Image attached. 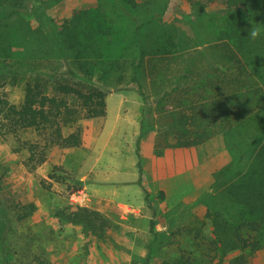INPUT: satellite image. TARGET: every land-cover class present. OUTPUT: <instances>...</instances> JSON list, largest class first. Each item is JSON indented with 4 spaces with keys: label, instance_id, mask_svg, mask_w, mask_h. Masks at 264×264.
Returning a JSON list of instances; mask_svg holds the SVG:
<instances>
[{
    "label": "rangeland",
    "instance_id": "374dc122",
    "mask_svg": "<svg viewBox=\"0 0 264 264\" xmlns=\"http://www.w3.org/2000/svg\"><path fill=\"white\" fill-rule=\"evenodd\" d=\"M134 1L137 7L131 0H32L30 17H23V20L28 26L37 28L39 13L44 12V16L60 29L75 10H89L92 13L90 30L97 27L95 29L113 43L106 56L111 61L139 60L135 25L124 11L135 14L139 23H143L139 39L147 49H153L158 35L172 37L177 44L168 47L170 55L155 56L147 51L146 69L137 80H132L130 74L120 78L121 71L109 72L108 77H102L103 69L96 71L93 77L85 78L69 59L44 61L35 60L34 56V61L19 69V60L25 58L24 48L19 44L13 48L17 55L8 59L15 65L17 73L0 76V95L10 103L20 105L26 83L39 78L47 79L51 95L57 94L59 82L85 90H104L107 94L106 117L82 118L73 128H65L64 134L81 127L82 141L86 136L85 143L88 144L87 141L95 142L102 128L98 141L102 146L116 119H123L117 124V129L122 131L118 134L121 135L120 143L114 144L119 138L114 134L99 166L102 169L106 163L111 167L119 166L131 177L134 170L139 172L141 161L142 172L145 170L146 173L143 181L146 192L134 199L142 206L138 208L142 218L131 215L125 220L122 218L124 208L107 201L102 202V207L98 205L100 209L96 208L93 205L96 200L84 190V183L76 178L75 171L68 172L58 165L66 149L45 148L43 137L34 130L20 131L15 136L2 130L0 199L9 209L28 204L36 207L25 221L12 225L5 253L9 264H34V258L40 253L49 264H165L181 257L190 259V264H229L241 253L240 249L212 244L215 228L212 217L207 216L214 203L219 206L223 201L220 189L213 188L215 176L227 168L234 156L226 146L223 133L190 147H179L177 141L179 130L195 129L190 122L187 128L184 127L182 121L199 112L194 106L200 98L196 89L210 80L213 86L209 85L211 90L206 93L207 97L222 96L225 91L222 82L216 83L225 68L212 47L220 38L216 33L232 18L233 10L228 9L226 0ZM42 71H47L51 77L42 76ZM200 79L203 82H198ZM240 91L245 92L240 96V119L249 118L254 110L261 112L264 105L258 100L261 96ZM70 101L78 103L75 98ZM191 105L195 109L189 110ZM146 108L150 112L144 116ZM260 112L256 119L264 118V113L260 115ZM217 119L221 121L226 117ZM220 125L219 122V129ZM189 135L195 136L194 133ZM31 143L38 144L37 158L40 153H46L45 164L35 166V162L28 160ZM116 148L118 153L114 154ZM77 149H80V155H69L67 164L80 166L83 163L85 148ZM113 173L112 170L110 174ZM137 189L133 187L129 193L133 195ZM79 190L87 194V202L82 207L98 210L112 220L113 226L105 232L103 239L87 234L80 225L63 223L56 216L63 207L77 206L70 198ZM207 193L211 195L210 201ZM126 195L123 191L116 192L118 198ZM247 264H264V248L250 255Z\"/></svg>",
    "mask_w": 264,
    "mask_h": 264
},
{
    "label": "trees",
    "instance_id": "16d2710c",
    "mask_svg": "<svg viewBox=\"0 0 264 264\" xmlns=\"http://www.w3.org/2000/svg\"><path fill=\"white\" fill-rule=\"evenodd\" d=\"M31 1L0 0V76L16 75L15 65L8 59L17 55L13 48L19 44L25 54V58L19 60V69L34 61V56L35 60L39 58L44 61H52L53 58L69 59L85 78H91L96 71L103 69L102 77H108L109 72L121 71L120 78L124 79L130 74L132 80L144 74L147 51L155 56L170 55L168 47L177 45L172 37L158 35L153 49H147L139 39L143 23H139L135 14L124 11L135 25L139 60L111 61L106 54L113 43L105 39V34H100L95 29L97 27L90 30L92 13L89 10H75L70 19L64 20L60 29L44 16V12H40L37 18L39 25L33 28L23 20V17H30ZM131 2L137 7L134 0ZM224 2L229 10L232 8V18L216 33L220 38L212 48L225 68L223 76L217 77L216 81L222 82L225 91L221 97H207L206 93L211 90L209 85L213 86L210 80L196 89L200 98L194 106L199 112L182 121L184 127L187 128L190 122L195 129L179 130L177 141L179 147H190L204 143L219 132L223 133L226 146L234 156L227 168L215 176L213 188L220 189L223 201L219 206L214 203L213 211L209 209L207 212L215 228L212 244L240 249V255L235 256L229 264H247L250 255L264 248V118L256 119L260 111L254 110L249 118L240 119V96L245 94L240 90L252 96L260 95L258 100L264 103V0ZM251 27H258L261 31L256 40L247 37ZM41 75L51 77L47 71H42ZM201 79L198 82H203ZM49 85L45 78L27 82L20 105L12 104L0 95V131L6 130V134L15 136L20 131L34 130L43 137L45 148H79L83 143L81 127L68 135L64 134V129L73 128L82 118L106 117L107 94L101 89L85 90L70 83L59 82L57 94L51 95L48 93ZM70 98H75L78 103H71ZM194 106L191 105L189 110L195 109ZM262 106L260 115L264 113ZM149 110L145 109L144 116L149 114ZM235 116L239 119H234ZM222 117L226 119H217ZM189 133L195 136L190 137ZM37 146L35 143L28 145V160L35 162V166L47 160L45 152L36 157ZM138 166L141 174L140 163ZM207 194V200L210 201L211 195ZM8 209L0 199V264L10 262L5 253L13 223L25 221L36 211L34 204L14 209L10 207L11 214ZM56 216L63 223L82 226L87 234L99 239H103L105 232L113 226L110 218L89 207L69 205L59 209ZM153 226L154 222L151 223V230ZM34 264L49 263L44 254L40 253L34 258ZM165 264H190V259L181 257Z\"/></svg>",
    "mask_w": 264,
    "mask_h": 264
},
{
    "label": "crops",
    "instance_id": "0c3cea01",
    "mask_svg": "<svg viewBox=\"0 0 264 264\" xmlns=\"http://www.w3.org/2000/svg\"><path fill=\"white\" fill-rule=\"evenodd\" d=\"M122 120L123 119H116V124L112 128L109 137L107 138L106 142L102 144V146L98 143L102 128L99 129L98 134L96 135L95 142L93 143L92 141H87L89 142L88 144L85 143L86 136H84L83 144L80 148L85 149L84 155H82L83 163L80 166H72L71 164H67L66 162L69 155L75 156L79 154L78 150L80 149L77 148L66 149L64 153H62L61 159L58 160V165L63 166L68 172L75 171V173L78 175L76 178L84 183V190L91 197H94V200H96L93 201V205L96 206V208L100 209L102 207V202L106 201L109 204H120L124 208L123 210L121 209L123 211V219L128 220L131 215H133L134 218L138 219L142 218L141 211L138 210V208L142 206H139L137 203H135L136 200L134 199V197L140 196V194H143L142 192L146 190L145 183L143 182L146 177L145 170L140 174V169L138 168L139 172L137 170H134V172L132 171L133 175L130 177L127 175L126 169L119 166L116 167L114 165L115 167H111V164L108 163H106L103 169L99 166L105 148H107L108 145L112 143V140H114V134L117 136L119 133L122 134L121 129H117V124L120 121L122 122ZM93 125L94 124H92V126ZM92 130H95V128H92ZM120 141L121 135L114 144L118 146ZM115 153H118V148L114 150V154ZM139 163L141 165V161H139ZM134 169H136V165H134ZM112 170L114 173L110 174ZM133 187H137L138 189L136 192H134L133 195H131L129 191ZM101 191L105 192H102L101 194ZM117 191H123L127 195L123 198H118V196H116ZM98 205H101V207H98ZM128 209L130 211H127Z\"/></svg>",
    "mask_w": 264,
    "mask_h": 264
},
{
    "label": "built area",
    "instance_id": "2783aa9c",
    "mask_svg": "<svg viewBox=\"0 0 264 264\" xmlns=\"http://www.w3.org/2000/svg\"><path fill=\"white\" fill-rule=\"evenodd\" d=\"M71 202L77 206H84L85 202H87V194L84 190H79L71 195ZM127 211H130L129 209Z\"/></svg>",
    "mask_w": 264,
    "mask_h": 264
},
{
    "label": "clouds",
    "instance_id": "9594fccd",
    "mask_svg": "<svg viewBox=\"0 0 264 264\" xmlns=\"http://www.w3.org/2000/svg\"><path fill=\"white\" fill-rule=\"evenodd\" d=\"M259 25V24H258ZM261 35V31L258 27H251L250 30H248L247 37L251 38L252 40H256Z\"/></svg>",
    "mask_w": 264,
    "mask_h": 264
}]
</instances>
